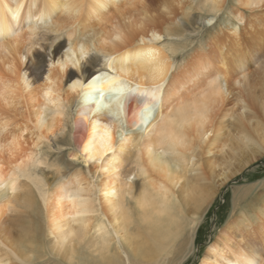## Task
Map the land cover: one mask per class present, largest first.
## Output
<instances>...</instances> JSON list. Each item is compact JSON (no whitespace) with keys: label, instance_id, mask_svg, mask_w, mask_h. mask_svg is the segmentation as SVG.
<instances>
[{"label":"bare ground","instance_id":"bare-ground-1","mask_svg":"<svg viewBox=\"0 0 264 264\" xmlns=\"http://www.w3.org/2000/svg\"><path fill=\"white\" fill-rule=\"evenodd\" d=\"M235 1L225 31L170 72L172 63L156 37L173 35L172 8L185 15L194 9L205 24L223 0H160L159 13L146 0H0V264H32L42 245L68 264H164L169 244L186 227L184 208L201 213L216 186L264 151V122L247 103L241 105L246 117L240 113L232 131L214 124L233 89L240 95L247 91V100L264 108V93L249 92L252 73L264 61L241 72L257 61L254 47H241L237 34L240 9L250 0ZM162 15L167 24L158 20ZM39 33H51L47 48L56 44L43 58L47 78L40 79L46 70L41 61L38 77L30 80L26 70L37 64L40 53L31 54ZM253 41L262 44L264 37ZM69 48L77 54L83 48L102 71L98 82H87L85 71L86 83L67 86L62 95L63 74L52 57L59 61ZM161 67L165 107L146 123L151 99L144 93L160 83L154 70ZM210 98L216 103L202 120ZM74 101L69 135L75 149L68 155L88 164L83 149L94 139V129L105 124L116 151L106 162L92 163L90 171H74L49 188L35 172L41 163L38 149L64 132V110ZM131 176L139 178L134 187ZM260 210L257 217L264 221V207ZM9 224L17 227L16 234ZM184 238L190 243L188 233ZM227 238L212 242L198 263L257 264V239L251 238L247 250ZM111 242L122 253H113Z\"/></svg>","mask_w":264,"mask_h":264},{"label":"rangeland","instance_id":"rangeland-1","mask_svg":"<svg viewBox=\"0 0 264 264\" xmlns=\"http://www.w3.org/2000/svg\"><path fill=\"white\" fill-rule=\"evenodd\" d=\"M223 1L222 8L210 19L211 23L206 22L205 24L198 19L197 14L199 12L194 9L185 15L181 9L173 7V10L172 8V13L169 15L174 17L173 35L161 36L156 44L172 63L170 72L179 69L195 51L205 50L212 35L225 31L226 25L231 19L230 12L236 7V1ZM154 11L157 13L159 10L154 9ZM240 12H242L244 21L240 25L237 24V34L241 41V47L244 45L253 46L254 60L257 59L255 63L248 62L241 72H251L255 65L262 60L264 61V42L254 44L253 41L255 36L264 37V7L254 9L243 7ZM176 19H179L178 22L175 21ZM158 20L165 22L164 24L168 23L165 15L158 17ZM41 33L38 34L40 35L37 40L38 44L32 51L34 55L37 52L40 53L38 57L36 55L37 64L35 67L26 70L30 80L38 77L42 62L45 63L43 70L46 69L47 62L43 61V58H48L46 55L48 50H52L56 44L54 43L51 48H47L50 41L48 35L51 33ZM252 78L254 84L250 88V94L264 93V62L258 71L252 73ZM66 87L62 82V95L66 93ZM242 94H238L235 89L228 93L214 120V124L217 125L218 129H221L220 131H232L239 125L238 116L240 113L246 117L247 108L249 110L254 109V104L247 100L249 96L247 91H243ZM245 103H247V108L243 110L241 105ZM75 105L76 102L74 101L65 107L67 122L64 132L41 142L38 149L41 163L36 167L35 172L41 178L43 177L49 188L74 171H90L88 164L81 160L72 161L71 156L68 155L69 151L75 149L69 135ZM131 178L134 187L139 178H133V176ZM19 180L23 182L25 179L20 178ZM216 188L212 199L202 209L201 213L192 214V207L184 208L183 222L186 227L180 236L169 244L168 255L164 264H199L200 259L207 255L208 246L221 237H228V241L232 240L233 246L240 244L247 250L251 249V243H249L251 238L257 239L260 250L256 256V261L258 264L264 262V221L257 217L261 212L260 209L264 207V151L255 155V158L243 169ZM9 228L13 234H16L14 231L16 226L9 224ZM187 233L191 237V241L185 244L184 235ZM110 247L113 253H122L113 242H111ZM39 249L40 251L32 258V264H68L61 259V256H57L54 251L48 249L46 245L40 246ZM12 264L19 263L13 260ZM78 264H82V262L80 261Z\"/></svg>","mask_w":264,"mask_h":264},{"label":"snow or ice","instance_id":"snow-or-ice-1","mask_svg":"<svg viewBox=\"0 0 264 264\" xmlns=\"http://www.w3.org/2000/svg\"><path fill=\"white\" fill-rule=\"evenodd\" d=\"M147 3L155 5L157 9H159L160 0H146ZM249 9L254 8H261L264 7V0H250V2L246 5ZM211 23V21H209ZM160 37H156V39H159ZM25 56H28L29 54L27 52L24 53ZM54 64H57L59 66L60 72L63 74V82L66 86H70L73 89L77 85H80L82 83H86L83 79V73L85 71L90 73V78L87 80V82H90L94 79L98 82V73L102 71V69L99 68V60L95 59L94 57L90 56L89 53L85 52L83 48L80 49L79 54L72 51V49H68V54L65 55L63 52L60 53V59L59 61L53 58ZM95 59L96 63L92 68H87V64L91 63V61ZM24 69H21L23 71ZM47 70H48V60L46 64V70L42 73V76L40 77L41 80L47 78ZM115 68H110L109 71H114ZM155 73H158L157 78L160 80V83L154 84L153 87L146 91L144 95H147L151 99V104L145 105V122L147 123L149 118L154 119V112L156 110H160L163 107H165V78H164V71L163 68H157L154 70ZM48 83L51 85L52 81L49 80ZM214 83V81H213ZM118 91H124V89H117ZM136 91V90H131ZM49 95L48 92H45V96ZM174 102V101H173ZM131 103V101H130ZM194 103V101L189 100L187 101V105L191 106ZM216 101L214 99H209L208 102L204 105L203 113L201 115V119L204 120L205 117L210 115V113L213 110V107L215 105ZM181 107H185V104L182 103ZM253 107L256 109V112L261 114L260 118L261 121L264 122V108L257 107L253 105ZM98 119H103V117H98ZM206 122V120H205ZM95 137L93 140L88 142L83 152L85 154L86 162L91 166L92 163L95 162H106L112 154L115 153L116 149L113 147V135L112 131L109 128L107 124L103 125L102 127L97 126L95 129ZM78 156L73 155L70 157L72 161L78 160ZM237 264H246L244 260H240L237 262ZM258 264V262H257Z\"/></svg>","mask_w":264,"mask_h":264}]
</instances>
